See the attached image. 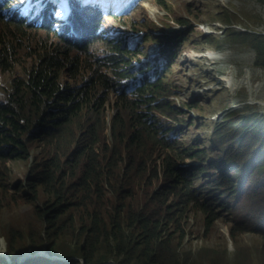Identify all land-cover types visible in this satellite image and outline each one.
Here are the masks:
<instances>
[{
  "label": "rangeland",
  "instance_id": "374dc122",
  "mask_svg": "<svg viewBox=\"0 0 264 264\" xmlns=\"http://www.w3.org/2000/svg\"><path fill=\"white\" fill-rule=\"evenodd\" d=\"M64 1L0 0L11 3L8 21L0 16V32L15 33L19 40L12 53V74L5 72L7 79L0 76L2 97L10 91V80L24 76L22 70L30 64L27 57L36 59L46 45L51 47L54 42L48 31L29 29L32 18L49 3H59L58 16L62 15L67 5ZM113 2L100 0L110 6ZM133 3H138L134 12L116 20L105 16L102 28L108 35L127 32L137 41L128 45L131 51L126 59L134 68L144 61L153 62L151 58L162 37H179L182 31L192 33L190 41L177 42L175 48L180 52L165 75L168 92L157 97V106L169 103L173 111L164 113L157 106L144 108L171 129L167 134L169 142L182 143L184 165L194 168L195 173L201 172L194 183L196 189L219 201L216 203L219 216L209 231L196 207L176 214L171 229L182 237V242L175 250L188 251L194 264H210L213 258L219 264H264V165L255 166L264 162V66L257 65L250 43L235 36L241 32L264 36V5L256 0H133ZM158 3H163L165 9ZM14 17L27 34L14 29ZM135 30L142 35L138 40ZM14 46L15 42L9 43L10 48ZM100 46L94 42L90 49ZM88 55V51L70 53L81 61L87 60ZM113 99L111 93L106 96V116L113 113ZM243 124L250 131L240 130ZM243 135L247 138L245 147L235 142V137ZM196 152L202 154L196 157ZM226 152L229 161L225 160ZM29 165L30 161L7 160L10 177L0 170V261L7 264L5 259L9 258L10 263V259L18 261L16 264L21 259L26 262V257H35L37 248L43 246L39 250L43 260L81 264L75 236L48 228L30 206L16 199L13 185L24 179ZM222 174L236 183L222 185L219 180ZM222 202L226 203L224 207L220 206ZM91 264L114 263L94 256Z\"/></svg>",
  "mask_w": 264,
  "mask_h": 264
},
{
  "label": "trees",
  "instance_id": "16d2710c",
  "mask_svg": "<svg viewBox=\"0 0 264 264\" xmlns=\"http://www.w3.org/2000/svg\"><path fill=\"white\" fill-rule=\"evenodd\" d=\"M256 1L264 5V0ZM14 29L27 34L19 23H15ZM235 36L250 43L257 65L264 66V36L248 32L235 33ZM18 41L15 33L0 32V71L11 69L12 53L18 48ZM10 42H15L13 48L9 47ZM116 51L119 59L107 56L98 61L92 71V81L80 92V103L74 99V106H69L59 119L50 121L52 127L48 128L50 144L56 149L66 147L61 129L71 125V109L84 106L93 122L94 140L103 147V162L92 166L89 159L79 158L83 147V141H79L76 150L63 162H82V172L76 181L65 187L55 185L60 175L56 179L51 175L53 167L59 163L54 157L46 170L28 177L23 189L31 199L32 212L40 216L48 228L66 231L81 242L78 250L85 264H91L94 256L113 259L118 264H194L188 251L175 250L182 237L174 234L171 225L178 212L187 213L188 208L194 206L204 217L205 229L209 231L218 219L216 203L219 201L196 189L194 183L201 172L195 173L194 168L184 165L182 143L169 142L167 134L171 129L144 110L147 106H157V97L167 93L169 86L162 82V77H156L154 83L144 78L127 93L119 82L134 77L130 71L132 65L123 59L127 50L117 47ZM172 57H168V61H173ZM67 63L73 66L71 75L79 76L75 68L79 64L77 57H70V51L60 45H46V49L36 55L26 83L14 82L9 104L0 105V114L8 118L1 128L5 135H0V148L6 149V156L20 157L25 153L23 137L29 130L34 110L68 94L77 95L74 90L60 92L59 71H63ZM147 69L135 72L144 74ZM110 91L115 92L117 99V110L111 119L112 144L107 143L105 134L106 92ZM155 108L164 113L173 111L169 103ZM249 129L246 124L240 126L242 131ZM258 132L262 134V129ZM246 140L244 135L235 137L241 147H245ZM202 153L196 152L195 156ZM225 156L229 161L227 152ZM263 165L264 162L255 166ZM250 174L247 171V176ZM219 180L222 185L236 183L226 174ZM155 183L159 184L156 190ZM225 205V202L220 203L221 207ZM55 238L53 236L54 242ZM26 264L55 263L35 256ZM210 264L219 263L213 258Z\"/></svg>",
  "mask_w": 264,
  "mask_h": 264
},
{
  "label": "clouds",
  "instance_id": "9594fccd",
  "mask_svg": "<svg viewBox=\"0 0 264 264\" xmlns=\"http://www.w3.org/2000/svg\"><path fill=\"white\" fill-rule=\"evenodd\" d=\"M84 1H89V3H82V0H65L64 2L67 3V5L65 4L66 11L60 16H58L60 4L49 3L43 10L37 12L36 15H34V17L32 18L31 23H29V29L30 27H33L36 29H44L45 31L49 32V36L54 38V42L50 45L51 47L60 45V48L66 49L70 51V53L75 52L77 54H80L88 51L90 54L88 55L90 57H88L87 60L84 61H81L77 56H72L79 59V64L75 66V68H78L77 72H79V76L74 77L71 75V68L73 66L69 65L68 63L65 64L63 71L62 69L59 71L61 86L60 92H63L65 90H74L76 91L77 95L73 97L72 95L68 94L67 96L57 98L53 100L52 103L44 104L39 109L32 112L31 120L29 123V130L23 137L25 153L20 157H11L5 155V148H0V170H2L3 174L7 177H10L12 173L11 170L6 166L7 160H12L15 162L30 161L31 165L28 166L24 179L21 182L16 181L13 187L15 189L16 199L30 206L31 210H33V205L31 203V199L27 197V191L23 189L24 183L29 176L37 175L43 170H46L52 158L56 157L59 160L58 165L53 167L51 175L54 179H56L60 175V178L56 179L55 182V185L60 187H65L71 182L76 181L81 175V161L63 164V162L68 160V156H70L76 150L77 143L79 141H83V147L79 154V158L89 159L92 166L103 162V147L99 143H96L94 140L93 122L90 119V115L84 106L78 105L71 109L69 113L71 125L63 127L61 129V134L67 143L66 147H60L56 149L50 144V131H48V128L52 127L50 121L59 119L65 114V110L69 106H74V99L76 101H79L80 103V92L82 91L84 86H86V84L92 81V77L94 76H92V71L94 70V67L96 68V63L98 61L105 59L107 56H111L112 58L118 60L119 54L116 51L117 47L123 49L124 51H128L123 54V59L127 61V55L129 54V51H131L130 49L128 50V45L137 43V41L133 40V37H131V35H129V33L127 32L124 33L123 31H117L112 35L106 34L102 28V24L105 16L106 18L111 17L115 20L117 18H124L125 16H129L132 12L135 11L138 3H133V0H113L114 2L110 6L100 3V0ZM10 4L11 3H0V16H2L3 18L6 17V21H8L10 14ZM158 6L165 9L163 3H158ZM14 19H16V17H14ZM15 22L21 25L18 19H16ZM134 32V36L137 40L142 37V35H140L138 31L135 30ZM203 32L207 33V31ZM191 34V31H182L181 33H178L179 37H162L158 43L159 46L156 54L151 58V60L153 61L151 64L147 61H144L139 63V65L134 68L131 64V61L129 60L130 64L132 65V72H135L137 70L140 71L141 69L147 67L148 69L145 71V73H132L134 75L133 78L122 80L119 82V84L127 93H130L135 87L140 85L141 80L144 78H150V81H152L151 83H154L159 77H162V82L164 84H167L165 83V75L168 72L169 65L176 59L177 55L180 52V49L175 48V46L177 42L183 43L190 41ZM202 36H205V34H203ZM94 42H97L101 46L97 47L96 49H90L93 46ZM171 55L173 56L171 58L173 59V61L170 62L168 61V57H170ZM31 57L32 56L27 57L26 62L30 64L24 67L22 70L24 76L18 79L13 78L8 82V84H10V91H8L5 98L0 94L1 106H7L9 104V97L13 91L15 81H22L26 83L28 79V73L36 61V59L34 58H32L31 60ZM12 71L13 70L11 67L10 70L5 72H11L10 74H12ZM5 72L0 71V76H3L5 79H7ZM106 75L109 78H113L109 73H106ZM7 86L4 89L5 95ZM109 93L113 94L114 96V110L111 116H106L105 112V134L107 143L112 144L111 119L117 110V99L115 96V92H106V96ZM107 106L108 105L106 104L105 109ZM127 116L128 114H124V117ZM5 120H8L7 116L0 114L1 136L5 135V132L1 131V128L4 126ZM6 130L7 127L4 128V131ZM0 180H2V178ZM158 186L159 184L155 183L154 190H156ZM108 195L110 196V194ZM78 243L79 245H81V242ZM41 249H43V247ZM39 252L40 251L38 250V254L36 255L37 257H40ZM32 258L34 257H26V262L24 259H21L19 261H24V263L26 264L27 261ZM5 260L7 261V264H9V258ZM10 261L15 260L10 259ZM108 261H112L114 264H118V262L113 259H109ZM0 264H6V262L0 261ZM81 264H83V259Z\"/></svg>",
  "mask_w": 264,
  "mask_h": 264
},
{
  "label": "bare ground",
  "instance_id": "6f19581e",
  "mask_svg": "<svg viewBox=\"0 0 264 264\" xmlns=\"http://www.w3.org/2000/svg\"><path fill=\"white\" fill-rule=\"evenodd\" d=\"M204 57H206V56H204ZM209 57L211 58L212 55H209ZM257 103H258V102H257ZM23 262H24V261H19L18 264H23ZM9 264H16V262H15V261H11V263L9 262Z\"/></svg>",
  "mask_w": 264,
  "mask_h": 264
}]
</instances>
